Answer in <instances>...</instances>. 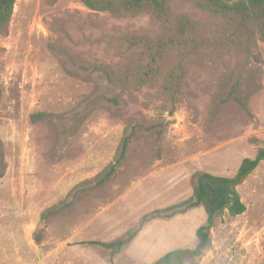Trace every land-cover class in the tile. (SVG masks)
<instances>
[{
  "label": "rangeland",
  "instance_id": "rangeland-1",
  "mask_svg": "<svg viewBox=\"0 0 264 264\" xmlns=\"http://www.w3.org/2000/svg\"><path fill=\"white\" fill-rule=\"evenodd\" d=\"M171 5L206 34L228 31L192 4ZM140 30H156L149 16L17 0L0 33V264H17L18 254L46 264H154L194 249L207 215L182 204L196 176L234 177L264 148V40L250 52L196 56L171 99L162 80L129 78L136 59L114 41ZM174 60L167 56L163 75ZM238 192L245 213L218 217L210 248L184 264H264V162ZM138 230L119 254L101 246ZM24 236L67 247L44 258Z\"/></svg>",
  "mask_w": 264,
  "mask_h": 264
},
{
  "label": "trees",
  "instance_id": "trees-1",
  "mask_svg": "<svg viewBox=\"0 0 264 264\" xmlns=\"http://www.w3.org/2000/svg\"><path fill=\"white\" fill-rule=\"evenodd\" d=\"M195 8L221 18L227 32L206 34L200 26L187 16L176 15L171 0H82L90 10L110 13L129 18L147 15L155 24V31H133L119 36L114 42L124 54L130 53L136 59V67L130 75L140 86L163 82L162 93L168 98H177L183 81L188 74L192 60L207 53L243 49L250 52L257 42L264 40V0H239L228 4L223 0H180ZM17 0H0V33L6 30L13 16ZM169 54L175 56L174 66L163 75V64ZM44 117L32 116V120ZM128 140L125 139L122 156ZM264 162V148L257 151L254 158L242 161L234 177H220L209 173L196 176L197 181L192 197L182 205L187 208L201 206L207 215L206 224L201 226L196 236L198 243L194 249H178L165 254L154 264H184L188 259H198L210 248V232L218 217L228 213L237 217L245 213L246 205L241 199L238 187ZM177 207H169L174 211ZM183 213V212H179ZM131 232L126 238L111 243H101L106 249L119 254L138 235Z\"/></svg>",
  "mask_w": 264,
  "mask_h": 264
},
{
  "label": "crops",
  "instance_id": "crops-1",
  "mask_svg": "<svg viewBox=\"0 0 264 264\" xmlns=\"http://www.w3.org/2000/svg\"><path fill=\"white\" fill-rule=\"evenodd\" d=\"M21 240L26 242V244L28 245L31 251L33 252L43 251V253H46V255L43 256L44 258L46 257L49 258L56 254L59 255L67 247L66 242L61 239L44 238L43 241H37L33 236H24V238ZM9 241L11 242L10 243L11 245L17 246L19 239H10ZM45 241H48V242H45ZM51 241H54V242L51 243ZM50 244H54L55 247L53 248L49 247ZM16 251L18 252L19 249H16ZM17 257L19 258L17 259V264H46L44 260L38 259L37 261H35V260L30 259L27 255L18 254ZM63 257H65V255H63Z\"/></svg>",
  "mask_w": 264,
  "mask_h": 264
}]
</instances>
